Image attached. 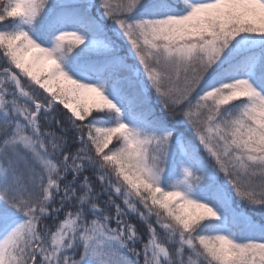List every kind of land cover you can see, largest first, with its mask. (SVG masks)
<instances>
[{
	"label": "snow or ice",
	"instance_id": "6c2138e0",
	"mask_svg": "<svg viewBox=\"0 0 264 264\" xmlns=\"http://www.w3.org/2000/svg\"><path fill=\"white\" fill-rule=\"evenodd\" d=\"M0 264H264V0H0Z\"/></svg>",
	"mask_w": 264,
	"mask_h": 264
},
{
	"label": "trees",
	"instance_id": "16d2710c",
	"mask_svg": "<svg viewBox=\"0 0 264 264\" xmlns=\"http://www.w3.org/2000/svg\"><path fill=\"white\" fill-rule=\"evenodd\" d=\"M153 96H154V94H153ZM242 207H243V210L244 211L248 212L250 215H253L255 219H257V220L261 219V217L259 216V214L253 213L252 212V209L249 208L247 205H243Z\"/></svg>",
	"mask_w": 264,
	"mask_h": 264
}]
</instances>
